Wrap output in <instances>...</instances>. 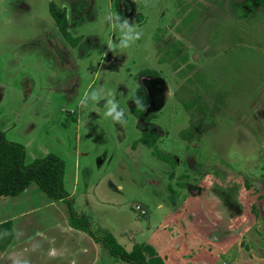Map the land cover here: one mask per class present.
Wrapping results in <instances>:
<instances>
[{"label":"rangeland","instance_id":"rangeland-1","mask_svg":"<svg viewBox=\"0 0 264 264\" xmlns=\"http://www.w3.org/2000/svg\"><path fill=\"white\" fill-rule=\"evenodd\" d=\"M260 2L0 0V129L26 164L60 157L74 208L128 252L264 264ZM96 250L97 264H128Z\"/></svg>","mask_w":264,"mask_h":264},{"label":"crops","instance_id":"crops-1","mask_svg":"<svg viewBox=\"0 0 264 264\" xmlns=\"http://www.w3.org/2000/svg\"><path fill=\"white\" fill-rule=\"evenodd\" d=\"M77 183L74 177L66 189L74 207ZM68 217V205L35 183L19 196L0 197V264H97V243L71 228Z\"/></svg>","mask_w":264,"mask_h":264},{"label":"trees","instance_id":"trees-1","mask_svg":"<svg viewBox=\"0 0 264 264\" xmlns=\"http://www.w3.org/2000/svg\"><path fill=\"white\" fill-rule=\"evenodd\" d=\"M259 1L264 3L263 0ZM49 10L64 37L68 40L71 39L67 9L51 2ZM72 42L74 43V41ZM144 74L151 77L156 72L147 71ZM133 102L137 106L136 115L140 118L148 104V98L143 88H139L134 94ZM140 141L147 147H151L155 142V138L148 135L146 131L145 137ZM64 170V162L54 154H48L26 164L24 146L9 141L5 132L0 129V197L19 196L31 184L35 183L51 199L63 200L68 205V223L71 228L84 232L95 243L103 245L112 257L128 264H165L164 260L151 246L134 245L132 250L128 252L116 241L112 234L94 231L89 219L76 212L74 208V200L70 197L64 185Z\"/></svg>","mask_w":264,"mask_h":264},{"label":"clouds","instance_id":"clouds-1","mask_svg":"<svg viewBox=\"0 0 264 264\" xmlns=\"http://www.w3.org/2000/svg\"><path fill=\"white\" fill-rule=\"evenodd\" d=\"M137 103H139V101H137Z\"/></svg>","mask_w":264,"mask_h":264},{"label":"flooded vegetation","instance_id":"flooded-vegetation-1","mask_svg":"<svg viewBox=\"0 0 264 264\" xmlns=\"http://www.w3.org/2000/svg\"><path fill=\"white\" fill-rule=\"evenodd\" d=\"M146 93V92H145Z\"/></svg>","mask_w":264,"mask_h":264}]
</instances>
